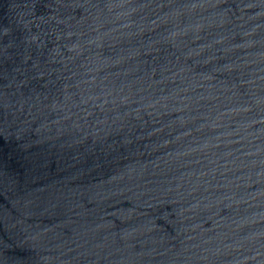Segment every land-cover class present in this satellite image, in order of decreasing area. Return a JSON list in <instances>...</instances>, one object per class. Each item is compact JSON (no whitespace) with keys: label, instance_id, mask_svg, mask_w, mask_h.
<instances>
[{"label":"water","instance_id":"1","mask_svg":"<svg viewBox=\"0 0 264 264\" xmlns=\"http://www.w3.org/2000/svg\"><path fill=\"white\" fill-rule=\"evenodd\" d=\"M0 264H264V0H0Z\"/></svg>","mask_w":264,"mask_h":264}]
</instances>
